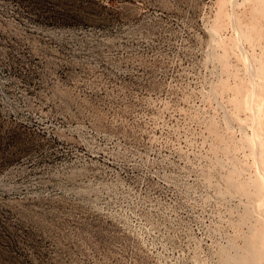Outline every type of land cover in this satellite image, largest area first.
Segmentation results:
<instances>
[{
  "label": "rangeland",
  "instance_id": "rangeland-1",
  "mask_svg": "<svg viewBox=\"0 0 264 264\" xmlns=\"http://www.w3.org/2000/svg\"><path fill=\"white\" fill-rule=\"evenodd\" d=\"M0 264H264V0H0Z\"/></svg>",
  "mask_w": 264,
  "mask_h": 264
}]
</instances>
